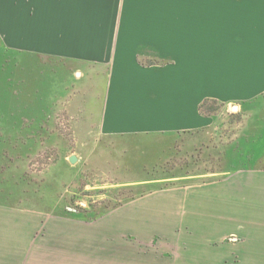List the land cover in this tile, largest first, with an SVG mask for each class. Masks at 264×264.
<instances>
[{"label":"crops","instance_id":"crops-1","mask_svg":"<svg viewBox=\"0 0 264 264\" xmlns=\"http://www.w3.org/2000/svg\"><path fill=\"white\" fill-rule=\"evenodd\" d=\"M19 1L0 0V34L22 41L8 48L81 69L108 67L96 123L101 135L200 130L211 124L200 110L205 98L232 103L264 94V0H21V7ZM176 18L187 27L174 29ZM150 35L181 37L191 51L177 58L154 48L141 61L165 64L142 66L129 49ZM50 114L26 112L37 127ZM31 211L40 210L0 203V264H264V168L165 188L101 218L64 219L54 235H30ZM179 222L201 236L173 238L181 249L174 263L165 251L174 240L156 237Z\"/></svg>","mask_w":264,"mask_h":264},{"label":"rangeland","instance_id":"rangeland-1","mask_svg":"<svg viewBox=\"0 0 264 264\" xmlns=\"http://www.w3.org/2000/svg\"><path fill=\"white\" fill-rule=\"evenodd\" d=\"M171 22L174 29L187 27L183 19ZM168 42L151 35L138 37L129 51L142 66L165 64L161 59L141 61L154 48L178 52L177 58L191 51L181 37ZM8 47H22V41L17 35L0 34V180L7 187L1 197L12 205L40 210L30 212L31 236L59 234L64 219L91 220L103 210L107 211L102 216L165 188L213 182L239 169L264 168V94L215 105L209 111L211 124L200 130L106 136L96 131L106 65L85 63L81 69L76 62L65 64ZM44 64L50 68L44 69ZM47 69L49 76L43 75ZM38 111L51 114L37 127L26 112ZM72 155L77 157L74 163ZM165 234L156 240L167 238L171 243L175 238L201 236L180 222ZM175 242L165 250L174 263L181 256ZM225 264L236 261L226 259Z\"/></svg>","mask_w":264,"mask_h":264},{"label":"trees","instance_id":"trees-1","mask_svg":"<svg viewBox=\"0 0 264 264\" xmlns=\"http://www.w3.org/2000/svg\"><path fill=\"white\" fill-rule=\"evenodd\" d=\"M217 104H221V103H219L217 100H210V99L207 98V99H205L204 101L201 102V104H200V110H201L202 113H204V114H206V115H210V112H209V111H210L211 109H213L214 106L217 105ZM21 114H22V113H21ZM21 114H19L18 117H21V116H22ZM193 131H194V130H193ZM185 132H190V131H185ZM157 170H158V166L156 165L154 171H157ZM4 182H5V181H4ZM164 186H165V185L162 184V185L158 186V188L161 189V188H164ZM5 188L7 189V187H4V183L0 180V203H4V204H8V205H12L11 203L5 201V200L3 199V197H1V196H2V193H3L4 190H5ZM140 194H144V192H142V193H140ZM132 198H134V197H132ZM132 198H131V199H132ZM128 200H129V199H128ZM15 205H17V204H15ZM15 205H14V206H15ZM118 205H120V204H115L114 207H116V206H118ZM12 206H13V205H12ZM106 211H107V210H103V211H101L98 215H95V216L93 217V219H96L97 217L103 215Z\"/></svg>","mask_w":264,"mask_h":264},{"label":"water","instance_id":"water-1","mask_svg":"<svg viewBox=\"0 0 264 264\" xmlns=\"http://www.w3.org/2000/svg\"><path fill=\"white\" fill-rule=\"evenodd\" d=\"M234 107L236 108V106H234ZM69 159H70V161H71L72 163H74V162H76L77 157H76L75 155H72V156L69 157Z\"/></svg>","mask_w":264,"mask_h":264}]
</instances>
